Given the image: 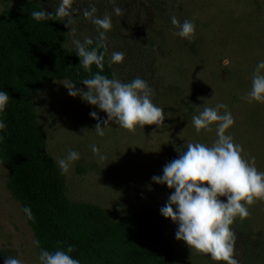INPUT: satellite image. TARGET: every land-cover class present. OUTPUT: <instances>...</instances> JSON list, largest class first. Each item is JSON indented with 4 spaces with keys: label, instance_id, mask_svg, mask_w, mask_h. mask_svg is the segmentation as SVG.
Instances as JSON below:
<instances>
[{
    "label": "rangeland",
    "instance_id": "rangeland-1",
    "mask_svg": "<svg viewBox=\"0 0 264 264\" xmlns=\"http://www.w3.org/2000/svg\"><path fill=\"white\" fill-rule=\"evenodd\" d=\"M24 1L50 11L60 2L0 0V13ZM70 7L68 28H75V33H66L65 47L74 48L73 38L98 39L96 26L83 16L85 10L94 7L97 16L109 14L112 28L103 41L109 49L107 60L113 51L125 53L121 63L110 65L114 78L146 80L154 93L153 103L164 110L165 118L161 125L137 126L134 131L109 121L104 135L98 136L97 121L89 113L95 111L101 119H107L106 114L79 95L69 96L62 84L70 87L71 83L54 81L36 92L34 109L54 162L68 150L79 153L64 173L68 198L100 206L115 216L149 213L158 217L174 249L175 264H223L174 238L175 223L159 213L172 189L153 183L151 177L161 175L163 166L188 143L215 141V125L211 131L197 132L192 116L202 110L196 107L218 103L227 105L234 117L226 134L241 146L242 156L250 161L254 157L257 170L264 172V103L244 96L257 62L264 60V0H70ZM117 7L119 15L113 13ZM173 15L195 25L190 41L175 34ZM93 144L104 161L92 153ZM7 176L0 161V264L6 257L41 264L33 232L6 188ZM247 207L249 215L237 216L230 225L235 235L233 256L238 264H264V199L257 198Z\"/></svg>",
    "mask_w": 264,
    "mask_h": 264
},
{
    "label": "trees",
    "instance_id": "trees-1",
    "mask_svg": "<svg viewBox=\"0 0 264 264\" xmlns=\"http://www.w3.org/2000/svg\"><path fill=\"white\" fill-rule=\"evenodd\" d=\"M39 7L24 1L0 13V90L9 94L2 118L7 127L0 141V161L8 172L6 188L22 209L30 207L34 221L26 220L36 249L49 252L72 246L80 264H175L172 245L165 239L161 220L149 213L115 216L100 206L74 202L66 194L65 175L47 150L46 133L39 122L33 95L54 81L80 82L96 72L113 78L105 42L104 67L86 72L75 48H66V18L36 21L29 15ZM93 40V46L97 39Z\"/></svg>",
    "mask_w": 264,
    "mask_h": 264
},
{
    "label": "clouds",
    "instance_id": "clouds-1",
    "mask_svg": "<svg viewBox=\"0 0 264 264\" xmlns=\"http://www.w3.org/2000/svg\"><path fill=\"white\" fill-rule=\"evenodd\" d=\"M72 9L70 0H60L55 9V17L67 18L65 27L71 23ZM96 9L92 7L83 12V16L91 20L96 26L97 43L93 46L91 38L83 41L73 38L76 56L86 72L90 66L95 65L103 70L105 53L98 49L103 47L106 33L112 28L111 16L95 15ZM113 13L119 15L120 8H114ZM36 21L50 20L53 13L43 9L33 10L29 14ZM171 24L178 29L175 33L182 39L193 38L195 25L185 19L178 21L171 17ZM75 28H68V35L74 36ZM125 58L123 51H113L110 54L109 65L119 64ZM264 60L257 62L252 75L251 87L244 94L247 100L264 103ZM82 84L86 91L62 84L69 96H77L87 104L96 106L106 114L107 119H101L95 111L89 113L96 120L94 131L96 135L103 136L104 129L109 121L118 123L120 127L134 131L137 126L161 125L165 118L164 110L153 103L152 88L146 80L135 77L129 82H121L109 78L101 72H96L90 78L83 79ZM10 97L7 91L0 90V133L7 127L2 118L5 107ZM197 114L192 116V124L197 132L200 130L211 131L215 125L216 139L211 145L200 142L188 143L184 151L166 163L161 175H154L151 181L163 184L172 189L165 204L159 209L162 217L171 220L176 225L174 238L182 241L189 248L208 254L209 258L223 262V264H238L233 256L235 235L230 225L234 218L247 217L248 205L257 198L264 199V172L258 171L254 164V157L250 160L242 156V148L234 143L231 135L226 130L234 124V117L227 109V105L218 103L215 106H198ZM224 109L223 112L220 110ZM101 124L104 126L101 127ZM151 135V134H150ZM3 136L0 135V141ZM91 151L104 161L105 156L99 152L95 144ZM79 159V153L68 150L66 155L57 160L61 174L69 170L72 162ZM220 197H224L223 200ZM25 219L34 221L33 213L27 205L22 209ZM39 246V241H34ZM72 246L66 250L49 252L41 249L39 260L41 264H80L78 259L72 258ZM3 264H22L16 257H6Z\"/></svg>",
    "mask_w": 264,
    "mask_h": 264
}]
</instances>
